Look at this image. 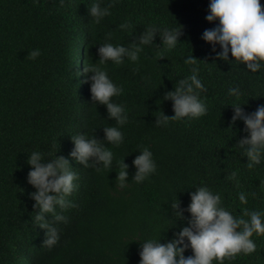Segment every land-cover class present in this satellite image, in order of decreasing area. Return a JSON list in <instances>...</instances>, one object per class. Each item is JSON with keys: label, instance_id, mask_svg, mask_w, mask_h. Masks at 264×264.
Segmentation results:
<instances>
[{"label": "trees", "instance_id": "16d2710c", "mask_svg": "<svg viewBox=\"0 0 264 264\" xmlns=\"http://www.w3.org/2000/svg\"><path fill=\"white\" fill-rule=\"evenodd\" d=\"M93 2L109 8L99 23L88 12ZM260 3L264 7V0ZM207 11L208 0H64L63 5L59 0H0V264H138L144 239L164 243L186 226L190 214L185 211L184 219H177L171 204L177 199L186 208L189 193L202 185L220 193L234 216L247 219L245 209L264 211V156L248 168L236 144L247 134L243 122L230 124L231 105L242 104L245 112L264 105V66L253 73L230 53L229 61L216 57L219 46L214 52L201 39L218 23L205 20ZM125 22L129 28L121 29ZM152 25L180 29L177 45L169 49L156 35L152 44L142 46L136 62L125 58L120 65L110 60L100 65L99 45L127 47ZM35 48L41 54L29 59ZM190 55L195 65L184 63ZM93 63L123 89L111 99L124 106L125 124L92 101L83 69ZM193 67L206 88L199 95L207 113L158 126L161 112L174 114L164 93L191 75ZM236 86L241 94L229 95V87ZM108 126L121 130L120 144L103 140ZM80 133L95 136L113 152L110 169L84 167L68 155L71 136ZM144 147L157 168L137 183L132 161ZM32 151L45 159L64 156L78 176V187L68 196L75 206L57 208L67 223L45 217L59 230L51 248L42 243L45 229L34 223L37 209L29 193L35 189L26 181ZM120 160L127 165L123 188L116 181ZM242 191L246 204L238 199ZM251 238L254 253L226 258L223 264H264V234Z\"/></svg>", "mask_w": 264, "mask_h": 264}, {"label": "clouds", "instance_id": "9594fccd", "mask_svg": "<svg viewBox=\"0 0 264 264\" xmlns=\"http://www.w3.org/2000/svg\"><path fill=\"white\" fill-rule=\"evenodd\" d=\"M61 5L64 0H59ZM89 15L96 22L109 15L108 7H101L93 2L88 8ZM208 22L218 21L211 29L202 32L201 39L213 46L218 45L220 51L215 52L216 57L222 61H229V53L232 60L245 65V68L255 73L264 66V7L260 0H208V11L205 16ZM121 29H128L127 22L119 25ZM180 29L149 26L136 39L138 42L129 46L123 44L113 45L106 42L99 45L98 54L100 65L111 61L116 65L124 62L125 58L131 62L139 59L144 45L153 43L156 35H159L161 43L172 49L178 43L181 35ZM41 54L39 48L28 53L29 59H35ZM231 60V61H232ZM197 59L192 55L185 58V64L195 65ZM85 80L90 81L91 99L95 103L106 107L109 118L117 124L127 122V112L122 104L115 103L111 99L121 94L123 89L117 86L108 76L107 71L91 64L83 69ZM199 68L193 67L191 75L179 79L173 90L166 91L163 98L172 101L173 115L166 116L162 112L156 117L155 124L167 126L170 120H180L184 117L199 118L207 113V105L199 93L206 91L205 85L198 76ZM90 74V75H89ZM228 94L238 97L241 92L238 86L229 87ZM242 104L231 105L233 109L230 124L240 120L243 122L242 136L237 145L243 150V156L247 158V167L252 168L261 163L264 156V105H258L252 112H245ZM103 140L110 144H120L124 137L118 127L108 126L103 128ZM73 148L68 155L84 167L102 165L104 169H110L113 165V152L100 140L86 138L80 133L71 136ZM45 159L40 151H32L27 156V164L30 170L27 172L26 181L35 191L29 193L34 200L33 208L37 209L34 223L45 229L43 244L48 248L53 247L59 240V230L56 224L49 223L45 217L51 214L55 222L67 223V217L61 212L67 207H74L68 196L78 187L75 181L77 173L72 171L69 160L64 156ZM116 181L119 187L127 185L125 177L127 165L120 160ZM136 171L133 181L140 183L146 180L156 171L157 165L153 159V153L148 147L139 150L132 161ZM99 171V168H97ZM236 176L233 171L230 179ZM189 193L190 202L186 208H180L176 199L171 204L175 217L184 219L183 213L190 214L186 226L173 233V238L161 243V239L147 238L140 244L138 264H223V261L234 259L238 254H252L256 250V243L251 238L264 234V211L245 209L244 216H234L221 202V195L214 192L206 185L194 188ZM255 196V193H251ZM242 204L247 203L246 194L242 191L238 194ZM57 208L61 212L57 211ZM186 249H191V255L185 256Z\"/></svg>", "mask_w": 264, "mask_h": 264}]
</instances>
